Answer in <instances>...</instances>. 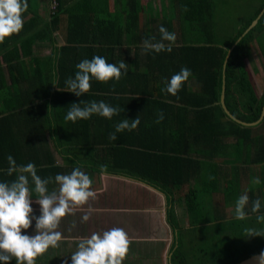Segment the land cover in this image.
Segmentation results:
<instances>
[{
  "label": "trees",
  "instance_id": "obj_1",
  "mask_svg": "<svg viewBox=\"0 0 264 264\" xmlns=\"http://www.w3.org/2000/svg\"><path fill=\"white\" fill-rule=\"evenodd\" d=\"M125 1L120 13L126 16L121 18L101 9L85 12L78 5L63 9L67 0H28L22 31L0 44V182L10 183L18 175L7 174L9 155L18 166L33 163L42 179L69 174L77 165L82 171L99 173L103 165L106 174L137 180L166 196L167 221L174 236L169 264H237L264 252V243H251L245 231L263 230L256 216L264 215V118L257 126H244L221 104L225 84L226 107L235 118L255 123L262 117L264 81L255 64L252 77L246 61H252L258 45L264 62V14L245 32L263 11L264 0L226 43L216 32L214 0H148L163 4L159 15L150 13V20L155 18L149 32L138 30L144 0ZM38 4L50 8L49 17L40 15ZM161 26L176 34L172 51L145 52L143 40L150 36L159 40ZM44 45L50 54L35 55V48ZM133 46L137 67L119 82L93 79L90 91L81 97L60 90L68 77L74 78L82 60L101 56L108 63L129 65L127 53ZM182 67L189 68L192 76L178 97L162 91L165 81ZM81 101H104L121 112L111 120L95 114L87 120H65L68 108ZM161 110L164 118L157 123ZM138 116L135 130L109 139L117 123ZM55 153L62 166L56 165ZM247 153L246 165H258L263 182L252 181L251 188L243 191L235 178L222 189L220 162L225 159L229 164L231 154L236 161ZM28 179L33 195L35 185L30 175ZM218 193L225 204L246 193L248 218L225 220L223 208L217 205L220 213L208 214V205ZM255 199L261 200L259 214L250 211ZM177 205L187 216L184 225ZM190 235L193 242L195 235L205 242L201 249L195 247L191 260L184 249ZM254 237L264 241V236Z\"/></svg>",
  "mask_w": 264,
  "mask_h": 264
},
{
  "label": "clouds",
  "instance_id": "obj_2",
  "mask_svg": "<svg viewBox=\"0 0 264 264\" xmlns=\"http://www.w3.org/2000/svg\"><path fill=\"white\" fill-rule=\"evenodd\" d=\"M28 0H0V44L13 35L19 34L24 26L23 15L28 11ZM160 39L150 36L143 40L142 47L145 52L172 51V45L177 37L165 27L159 28ZM164 41L169 42L167 45ZM74 78L68 77L65 88L61 91L71 92L77 97L88 93L91 81L108 83L115 80L119 82L123 76L128 75V64L120 61L119 64L108 63L101 56H94L91 60L84 59L76 65ZM192 76L187 67H182L170 80L165 81L162 91L178 97L179 91L185 82ZM84 105L81 107V105ZM51 108H49L50 110ZM65 120L76 122L90 119L94 114L111 120L119 115L121 109L113 107L104 101H81L73 103L68 108ZM164 118L163 112L158 111L157 123ZM140 124L139 116L134 120L123 119L115 125V132L110 133L109 139L116 140V133L135 130ZM9 176L17 173L12 182H0V264H11L15 258L16 264H36V259L48 251L50 247L59 246L62 233L58 228L63 219L74 214L77 210L84 211L97 197L92 189V178L82 171L79 165L74 166L69 174H57L54 179L41 178L36 173L35 165H17L15 159L7 157ZM107 172L106 166H101V174ZM27 174V175H26ZM28 175L34 182V191L37 194L36 202L40 205L41 215L33 216L32 194L29 188ZM55 183L58 189L49 190V184ZM259 184V178L253 180ZM249 196L245 193L235 202V216L239 220L248 218ZM94 211L90 206L84 211L82 221L87 222ZM251 213L259 214L261 200L251 201ZM35 219L36 232L34 235L24 234L32 226ZM257 221L264 222V215H257ZM75 227V222H73ZM250 236H264V230L254 228L246 229ZM131 238L122 228H112L101 233L93 232L90 237H81L77 250L71 255V264H124L130 246ZM259 264H264V253L257 258Z\"/></svg>",
  "mask_w": 264,
  "mask_h": 264
},
{
  "label": "crops",
  "instance_id": "obj_3",
  "mask_svg": "<svg viewBox=\"0 0 264 264\" xmlns=\"http://www.w3.org/2000/svg\"><path fill=\"white\" fill-rule=\"evenodd\" d=\"M125 3V0H118V3L116 0H96L95 2L91 0H67L68 5L64 4L63 9L78 5L85 12L101 9L105 11H98L99 13L102 12L105 15L109 13V15L123 18L126 15L120 13V11L124 10L123 5ZM32 6L34 9L36 8L35 4ZM142 6L143 10L138 15L137 20L139 23L138 30L140 32L143 30L149 32L148 27H153V19L155 18L150 20V13H160L163 4L157 1L149 2L148 0H144L142 1ZM37 9L41 16L47 18L50 8L45 10L41 4H38ZM63 18L66 19L65 15H63ZM60 44L63 45V41H60ZM135 50L136 47L133 46L131 51L127 53L128 70L137 67V63H135ZM50 51L44 45V48L41 50L36 47L34 53L38 56H45L49 55ZM124 55L122 57L125 60ZM83 153L81 151V153H78V156L82 157ZM247 155L248 153L235 161L233 154H231L227 158L229 164L224 161L225 159L220 162L223 166L220 173L222 189H225L226 183L232 179L231 177H236L241 189L243 185L251 186L252 178L250 174H252V168L258 165H246ZM54 156L56 165L62 166L64 162L60 156L57 153ZM230 160L232 164H230ZM84 172L92 178V189L97 193L96 199L91 201L89 205L94 209L90 219L87 222L82 221L84 211L89 206H86L84 211L77 210L74 214L66 216L58 228V231L62 233V240L59 246L55 248L50 247L46 253L36 259V264H71V255L77 250L79 238L90 237L93 232L102 234L104 231L112 228L124 229L132 240L124 264L128 262H132L133 264H149L150 262H154V260L149 258L150 255H155V258L158 259L160 254L163 256L165 253L163 250L165 251V247L168 245L167 242L171 241L173 243L174 240L172 229L167 221L168 206L166 196L142 182L124 176L101 174V172L88 170ZM233 173H235L234 176ZM53 184H49L50 191L58 189V185ZM37 198V194L34 193L31 205L34 217L41 215L40 205L36 202ZM182 212V207L177 205L176 213L179 220H182L180 215ZM73 222H75V227H73ZM35 232V219H33L31 228L25 230L24 234L31 236ZM11 264H16L15 258H13Z\"/></svg>",
  "mask_w": 264,
  "mask_h": 264
},
{
  "label": "rangeland",
  "instance_id": "obj_4",
  "mask_svg": "<svg viewBox=\"0 0 264 264\" xmlns=\"http://www.w3.org/2000/svg\"><path fill=\"white\" fill-rule=\"evenodd\" d=\"M262 0H214V14H213V19L217 22L216 25V32L218 34V38L219 41L221 43H226L228 42L229 38L233 37V35L236 33L238 26H240L244 19L246 18V16H249L250 14H252L256 8H258V6L260 5ZM253 57H252V61H246V65L248 70L250 71L252 77L254 76L253 71H252V67L253 64L256 65V67L259 69L260 74H261V78L264 81V62L260 53V50L258 48V45H255L254 49H253ZM234 169L236 170V168L234 167ZM259 171H261L260 167H254L252 168V174L251 178L252 181L255 178H259V180L261 182H263L262 179V173L259 174ZM235 175V173H233V176ZM232 179H235L234 177H231ZM248 188H251L250 185H243L242 190L246 191L248 190ZM259 195V193H257V196ZM212 204L210 203L208 205V214L211 210H214L215 213L218 212V207L220 206L223 208V213H221L223 219L225 220H229V219H233V217L235 216V201H229L227 202V204H225L224 200H223V195L222 194H216L214 195L213 200L211 201ZM216 202V203H215ZM217 205V206H216ZM224 206V207H223ZM220 213V211L218 212ZM181 219L179 222L181 224H186L187 222V216L184 214V212H182L181 214ZM206 221H210V217L206 218ZM263 230H264V223L261 224V222L257 223ZM209 232H212V229H210ZM196 234H199L198 231L196 232ZM234 241V239H232ZM248 240L251 243H264V241L259 242L257 240L256 237H249ZM168 245L165 247V251L163 250L164 255L162 256L160 254L159 259L155 258V255H150L149 258L151 260H154V262H150L149 264H169L170 262V249L172 246V242L169 241L167 242ZM205 242L202 241V239L200 237H198V235H195V239L194 242L191 240V235L187 238L185 237L184 240V249L187 253V255L189 256V259L191 260V258H193L197 252H195V247L201 249L202 246H204ZM162 249V248H161ZM206 255L207 254V249L205 250ZM209 257V255L207 256ZM191 263V262H190ZM126 264H133L132 262H128Z\"/></svg>",
  "mask_w": 264,
  "mask_h": 264
},
{
  "label": "water",
  "instance_id": "obj_5",
  "mask_svg": "<svg viewBox=\"0 0 264 264\" xmlns=\"http://www.w3.org/2000/svg\"><path fill=\"white\" fill-rule=\"evenodd\" d=\"M263 14H264V9H263V11L261 12V14L259 15V17H258L256 20L253 21V23L251 24V26L249 27V29L245 32V34L248 33L252 28H254V27L257 25L259 19L261 18V16H262ZM240 40H241V39H239V41H240ZM239 41H238V42H239ZM231 52H232V49L230 50L227 59L229 58ZM226 62H227V61H226ZM225 89H226V87H225V84H224V86H223V92H222V97H221V104H222L224 110L226 111V113L228 114L229 117H231L232 119H234L235 121H237L238 123H240V124H242V125H244V126H257V125L263 120V118H264V110H263V112H262V117H261V119H260L259 121L255 122V123H245V122H242V121L238 120L237 118H235V117L230 113V111L228 110V108L226 107V103H225ZM262 253H264V252H261V253L255 254V255H253V256H251V257H249V258H247V259H245V260H243V261H241V262H239V263H237V264H259V261L257 260V258L260 257V255H261Z\"/></svg>",
  "mask_w": 264,
  "mask_h": 264
},
{
  "label": "flooded vegetation",
  "instance_id": "obj_6",
  "mask_svg": "<svg viewBox=\"0 0 264 264\" xmlns=\"http://www.w3.org/2000/svg\"><path fill=\"white\" fill-rule=\"evenodd\" d=\"M170 263V262H169Z\"/></svg>",
  "mask_w": 264,
  "mask_h": 264
}]
</instances>
